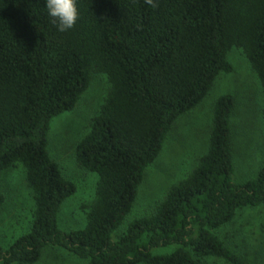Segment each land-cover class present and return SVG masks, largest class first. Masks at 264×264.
I'll use <instances>...</instances> for the list:
<instances>
[{
	"label": "trees",
	"instance_id": "trees-1",
	"mask_svg": "<svg viewBox=\"0 0 264 264\" xmlns=\"http://www.w3.org/2000/svg\"><path fill=\"white\" fill-rule=\"evenodd\" d=\"M77 2V25L61 33L43 0H0V175L21 163L35 206L29 230L0 245V264H36L48 246L89 264H252L218 234L240 210L264 205V165L235 179L232 94L215 102L196 167L150 213L128 220L173 124L233 70V48L264 88V0ZM94 73L109 92L76 158L98 176L95 198L84 228L65 231L59 214L76 186L52 159L49 133ZM4 202L0 190V210Z\"/></svg>",
	"mask_w": 264,
	"mask_h": 264
},
{
	"label": "rangeland",
	"instance_id": "rangeland-1",
	"mask_svg": "<svg viewBox=\"0 0 264 264\" xmlns=\"http://www.w3.org/2000/svg\"><path fill=\"white\" fill-rule=\"evenodd\" d=\"M241 48H233L229 60L233 70L221 73L212 88L194 109L177 119L168 133L161 153L147 169L129 220L150 213L166 196L174 183L186 177L206 153L212 129L216 100L224 94L235 98L232 141L235 179L245 181L264 165V88ZM109 92L105 75L94 73L89 90L76 107L56 117L49 133L48 150L64 177L76 186L75 194L63 204L59 222L63 230L84 228L87 211L95 198L98 176L77 161L76 148L88 133L92 119ZM0 190L5 202L0 210V245L8 247L29 230L33 221L34 201L21 163L3 171ZM228 247L252 264L264 263V205L240 210L234 219L218 231ZM202 264H230L207 257ZM36 264H89L68 251L48 246Z\"/></svg>",
	"mask_w": 264,
	"mask_h": 264
},
{
	"label": "clouds",
	"instance_id": "clouds-1",
	"mask_svg": "<svg viewBox=\"0 0 264 264\" xmlns=\"http://www.w3.org/2000/svg\"><path fill=\"white\" fill-rule=\"evenodd\" d=\"M146 2L152 4L153 0ZM43 5L51 23L59 32H67L77 25L80 18L77 0H43Z\"/></svg>",
	"mask_w": 264,
	"mask_h": 264
}]
</instances>
